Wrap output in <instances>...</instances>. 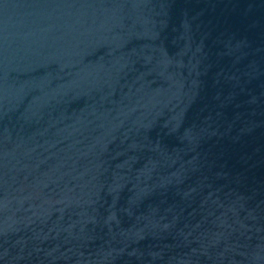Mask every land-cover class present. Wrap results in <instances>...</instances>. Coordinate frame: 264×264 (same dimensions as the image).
I'll return each mask as SVG.
<instances>
[{
    "label": "water",
    "instance_id": "1",
    "mask_svg": "<svg viewBox=\"0 0 264 264\" xmlns=\"http://www.w3.org/2000/svg\"><path fill=\"white\" fill-rule=\"evenodd\" d=\"M0 264H264V0H0Z\"/></svg>",
    "mask_w": 264,
    "mask_h": 264
}]
</instances>
